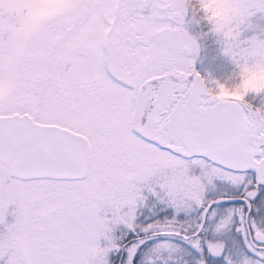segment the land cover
I'll return each mask as SVG.
<instances>
[{
	"label": "snow or ice",
	"instance_id": "1",
	"mask_svg": "<svg viewBox=\"0 0 264 264\" xmlns=\"http://www.w3.org/2000/svg\"><path fill=\"white\" fill-rule=\"evenodd\" d=\"M0 264H264V0H0Z\"/></svg>",
	"mask_w": 264,
	"mask_h": 264
},
{
	"label": "rangeland",
	"instance_id": "2",
	"mask_svg": "<svg viewBox=\"0 0 264 264\" xmlns=\"http://www.w3.org/2000/svg\"><path fill=\"white\" fill-rule=\"evenodd\" d=\"M196 67L198 71L211 73L215 78L224 76L230 70L229 62L220 54L218 45L211 41L203 45Z\"/></svg>",
	"mask_w": 264,
	"mask_h": 264
}]
</instances>
